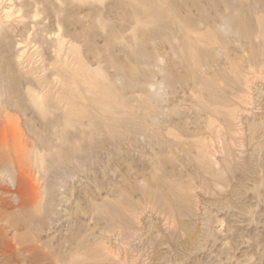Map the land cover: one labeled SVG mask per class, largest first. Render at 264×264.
<instances>
[{"label": "rangeland", "instance_id": "1", "mask_svg": "<svg viewBox=\"0 0 264 264\" xmlns=\"http://www.w3.org/2000/svg\"><path fill=\"white\" fill-rule=\"evenodd\" d=\"M0 264H264V0H0Z\"/></svg>", "mask_w": 264, "mask_h": 264}, {"label": "bare ground", "instance_id": "2", "mask_svg": "<svg viewBox=\"0 0 264 264\" xmlns=\"http://www.w3.org/2000/svg\"><path fill=\"white\" fill-rule=\"evenodd\" d=\"M241 74V73H240ZM246 75V74H245ZM245 78V77H244ZM242 79V78H241ZM242 81H244L243 83H245V84H247V82L245 81V79L244 80H242ZM41 84V86L43 85V86H45L42 82L40 83ZM37 99H41L39 96H37L36 97ZM41 101V100H40ZM39 106V105H38Z\"/></svg>", "mask_w": 264, "mask_h": 264}]
</instances>
